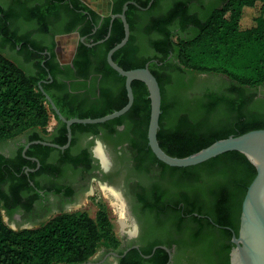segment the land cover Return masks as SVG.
<instances>
[{
	"label": "trees",
	"instance_id": "trees-1",
	"mask_svg": "<svg viewBox=\"0 0 264 264\" xmlns=\"http://www.w3.org/2000/svg\"><path fill=\"white\" fill-rule=\"evenodd\" d=\"M112 1L111 15L101 16L81 0H0V144L26 134L28 142L66 144V124L40 84L67 119H96L127 105L126 78L107 59L125 37L122 19L114 20L105 42L95 43L106 39L112 15L121 13L126 2L148 8L151 0ZM127 18L130 40L113 58L125 70L150 63L162 90L158 139L166 153L184 158L218 140L264 129V93L259 96L257 92L264 88V66L234 61L235 49L242 42L264 47V0H154L147 10L131 4ZM95 26L98 29L93 32ZM53 27L65 34L79 32L87 37V44L95 45L80 42L74 67L56 63V44L45 46L35 39ZM6 48L17 57L6 55ZM47 50L50 56L43 54ZM133 89L135 102L129 112L103 124H75L74 135L103 131L109 141L127 140L138 153V166L157 171L164 181L163 191L155 182L147 195L138 198L144 203L147 229H163L172 237L156 238L144 255L156 245L176 243L189 252L188 263L230 264L232 236L239 232L242 203L256 168L238 151L187 168L161 162L149 146L148 87L134 81ZM52 115L62 141H55L49 129ZM121 125L123 131L117 129ZM37 148L55 150L33 145L27 155H34ZM23 149L19 150L22 161ZM87 161L82 154L66 163L76 167ZM46 162L42 158L43 169H47ZM27 178L20 176L19 168L7 177L0 165V184ZM19 190L13 185L14 194ZM6 197L0 188V264H85L102 246L120 245L104 210L95 218L85 212L63 213L39 227L14 230L4 221ZM162 213H166L164 222Z\"/></svg>",
	"mask_w": 264,
	"mask_h": 264
},
{
	"label": "flooded vegetation",
	"instance_id": "flooded-vegetation-1",
	"mask_svg": "<svg viewBox=\"0 0 264 264\" xmlns=\"http://www.w3.org/2000/svg\"><path fill=\"white\" fill-rule=\"evenodd\" d=\"M81 1L92 7L88 3V0ZM206 2L208 3L209 0H206ZM92 8L99 15L107 16L101 14L94 7ZM97 29L98 26H95L93 32H96ZM58 31L57 28L53 27L49 34L43 37L38 36L35 39L45 46H50L52 43H55V52L57 55L58 38L73 34V32L65 34ZM74 33L80 35L79 32ZM80 37L83 38L81 35ZM85 38L87 40V37ZM76 53L72 62L69 64L62 63L58 56L55 62L74 67ZM43 54L51 55L48 50L43 52ZM47 71L50 72V69ZM49 78L52 81V75H49ZM117 129L123 131L125 126L121 125ZM52 130L53 135H55V141H62L64 139L59 126ZM74 139H76V142L72 144ZM33 142L36 141L28 142V136L26 134L15 140L0 144V165L4 169L5 175L9 177L13 172L17 173V168H19L20 176L22 177L23 174H26L28 177L27 180H13V182L7 180L0 184L1 191L7 196L3 200V216H5V212L9 220L8 224H15L19 229L26 226H32L34 228L39 227L60 214L78 212L82 208L84 198L92 194V183H103L107 185L103 189L108 197L114 198L112 193H109L110 189L121 195L125 202L129 221L133 223L131 226L133 229L129 233L121 234L119 247L100 250L98 252L99 256H94L87 263L153 264L161 263L167 259L168 261L165 264H208L188 263L187 257L189 252H184L176 243L171 244L170 247L167 244L156 245L150 254L144 255V252L151 247L152 242L156 238L165 240L172 237V235L163 229H147V220L143 213L144 203L140 202L138 196L147 195L155 182L162 185L163 191L164 181L160 177H155V171L145 172L138 166V153L130 147V143L127 140L118 143L114 140L109 141L105 138L103 131L97 135L79 132L76 136L72 131L71 143L65 150ZM44 142L53 143L52 141ZM68 142L69 133L67 130V141L65 145ZM30 143L32 144L27 149L26 155H24V149ZM33 145H42L55 150L47 152L46 150L37 148V152L34 155H27V152ZM21 147H24L22 151L23 161L19 158V150ZM99 147H101L106 155L107 159L105 162L97 154ZM82 154L87 155L88 161L85 164L75 167L73 164L66 163L69 159L78 158ZM42 158L47 160V169L42 168ZM28 162L36 163L37 166L31 168ZM30 174H33V176ZM111 184H115L116 186L121 184V193L115 187H112ZM13 185L20 187L18 194L12 192ZM167 206L164 200L163 208ZM134 209L137 210L138 216ZM161 217L164 222L166 220V213H162ZM175 239L179 240V236H175ZM140 255L142 258H140Z\"/></svg>",
	"mask_w": 264,
	"mask_h": 264
},
{
	"label": "water",
	"instance_id": "water-1",
	"mask_svg": "<svg viewBox=\"0 0 264 264\" xmlns=\"http://www.w3.org/2000/svg\"><path fill=\"white\" fill-rule=\"evenodd\" d=\"M152 0L148 6L150 8L153 4ZM133 4L137 7L147 10L148 8L141 7L137 2L129 1L125 3L122 12L119 14L112 15L109 33L106 39L99 41L95 44H101L105 42L111 35L114 20L120 18L123 21L125 28V37L113 47L107 56L109 65L118 72L121 76L126 78V88L128 92L129 101L127 105L121 110L115 111L114 113L108 114L104 117L92 119V118H72L67 119L60 111L52 97L44 90L42 84L40 88L43 91L46 99L50 103L52 109L59 117V119L66 124L69 133V142L65 146H60L54 143L36 141L33 143H41L43 145L51 146L57 149L65 150L69 147L72 140V126L75 124H103L108 121L114 120L125 115L133 107L135 102V93L133 89L134 81L144 82L150 93L151 100V118L148 128V140L149 146L156 157L163 163L178 168H187L203 164L213 158H216L222 154L238 151L244 154L247 159L256 168L257 174L251 184L249 185L246 195L242 203V212L240 218V227L238 234L233 233L232 243L233 248L230 252V263L231 264H244L261 262L264 264V247L257 246V237L264 239V129L252 130L239 136H230L226 139H221L213 143L212 145L196 152L190 156L184 158L173 157L166 153L160 145L158 139V133L160 130V119L162 115V90L157 77L151 71L147 64L144 68L125 70L118 63L114 61V55L116 52L124 48L131 37V26L127 18V11L129 6ZM98 11V10H97ZM76 35L79 42L86 43V38H81L78 33ZM95 44H87L93 46ZM77 51V49H76ZM32 143L28 144L24 149V155H26L27 149ZM99 146L102 147L100 143ZM107 167V166H106ZM7 225L14 230H19L15 224H8V220L4 218ZM32 226H26L21 229H30ZM90 264V263H85Z\"/></svg>",
	"mask_w": 264,
	"mask_h": 264
},
{
	"label": "rangeland",
	"instance_id": "rangeland-1",
	"mask_svg": "<svg viewBox=\"0 0 264 264\" xmlns=\"http://www.w3.org/2000/svg\"><path fill=\"white\" fill-rule=\"evenodd\" d=\"M102 2L96 4L93 3V1L88 0V3L94 7L96 10H98L101 14H111V7H112V1L111 0H101ZM63 42H67V44L72 43L73 45L78 44V37L76 35H66L61 36L58 38V42L62 44ZM5 54L8 55L11 58H16L17 56L12 53V51L9 48L3 49ZM234 61L238 65H254V66H264V47L259 45L256 42H242L240 43L234 53ZM23 57H21L22 59ZM24 59V58H23ZM258 94L262 96V93H264V88H260L257 90ZM6 146V145H5ZM147 172V171H145ZM143 171V173H145ZM157 172V171H155ZM159 174L156 173L155 177H159ZM125 182V180H124ZM123 184V183H122ZM121 185V184H120ZM120 185L116 186L115 184H111L112 187H115L118 192L121 193ZM107 186L103 183H92V194L83 200V205L78 212H85L89 214L91 217L95 218L100 210L106 211L109 218L111 219V222L113 224V232L116 236V238L120 239L121 234L129 233L132 231V225L133 223H130L129 218L126 219V225L121 224V218L120 213H118V209L113 204V198L108 197L104 192V187ZM110 186V187H111ZM123 195V194H122ZM124 198V197H123ZM134 211L137 210L134 209ZM4 218L8 220L7 215L4 212ZM138 216V213H137ZM9 221V220H8ZM11 224V223H10ZM108 248L106 246H102L100 250ZM98 251V252H99ZM99 254L97 253L95 257H98Z\"/></svg>",
	"mask_w": 264,
	"mask_h": 264
},
{
	"label": "bare ground",
	"instance_id": "bare-ground-1",
	"mask_svg": "<svg viewBox=\"0 0 264 264\" xmlns=\"http://www.w3.org/2000/svg\"><path fill=\"white\" fill-rule=\"evenodd\" d=\"M97 154L99 156H101V158L103 159V161H106V155L104 153V151L101 149V147H99L97 149ZM112 189L109 190V193L111 192L112 195L114 196L113 198V204L114 206L118 209V213H120V218H121V224L122 225H126V219H128L127 216V210L125 207V202L123 201L122 197L120 194L115 193L114 191H111ZM108 193V191H107ZM257 246H262L264 247V239L262 237H257ZM258 264H261V262H256ZM244 264H252V263H244Z\"/></svg>",
	"mask_w": 264,
	"mask_h": 264
},
{
	"label": "crops",
	"instance_id": "crops-1",
	"mask_svg": "<svg viewBox=\"0 0 264 264\" xmlns=\"http://www.w3.org/2000/svg\"><path fill=\"white\" fill-rule=\"evenodd\" d=\"M91 1H93V3H96V4L102 2L101 0H91ZM77 45L75 44L73 45L72 43L67 44V42H63L62 44L58 43L56 51H57V56L59 60L65 64L71 63L75 56Z\"/></svg>",
	"mask_w": 264,
	"mask_h": 264
},
{
	"label": "built area",
	"instance_id": "built-area-1",
	"mask_svg": "<svg viewBox=\"0 0 264 264\" xmlns=\"http://www.w3.org/2000/svg\"><path fill=\"white\" fill-rule=\"evenodd\" d=\"M57 125V120L56 118L52 115L51 116V120H50V123H49V129L52 130L54 129V127Z\"/></svg>",
	"mask_w": 264,
	"mask_h": 264
}]
</instances>
